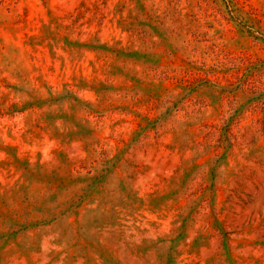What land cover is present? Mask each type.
Here are the masks:
<instances>
[{
    "label": "rangeland",
    "instance_id": "obj_1",
    "mask_svg": "<svg viewBox=\"0 0 264 264\" xmlns=\"http://www.w3.org/2000/svg\"><path fill=\"white\" fill-rule=\"evenodd\" d=\"M0 264H264V0H0Z\"/></svg>",
    "mask_w": 264,
    "mask_h": 264
}]
</instances>
